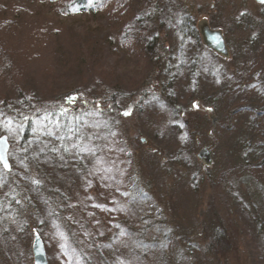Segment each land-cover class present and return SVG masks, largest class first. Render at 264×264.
<instances>
[{
	"label": "rangeland",
	"instance_id": "374dc122",
	"mask_svg": "<svg viewBox=\"0 0 264 264\" xmlns=\"http://www.w3.org/2000/svg\"><path fill=\"white\" fill-rule=\"evenodd\" d=\"M75 1L0 0V264H264V4ZM173 1L228 57L123 39Z\"/></svg>",
	"mask_w": 264,
	"mask_h": 264
},
{
	"label": "trees",
	"instance_id": "16d2710c",
	"mask_svg": "<svg viewBox=\"0 0 264 264\" xmlns=\"http://www.w3.org/2000/svg\"><path fill=\"white\" fill-rule=\"evenodd\" d=\"M100 1L103 2L104 0H94L95 4L92 3L91 6L93 8H91V9H94L95 7H99ZM111 1H113V0H111ZM75 3L82 5V6H85L89 3V0H76ZM173 7H175L176 9H174ZM166 11L169 12V14L167 13L168 14L167 20L172 25V19H173L174 25H172V27H174V29L176 28V31H178L180 33L182 39L185 42H186L187 38L194 37L196 40L197 46L199 47V51L201 53H202V51L204 52L207 48L204 44L201 43L200 33L195 26L194 19L191 17L190 13L185 12L186 9L184 7L178 5L177 2L173 1L172 6H166L164 10L162 8L156 7L154 4L152 7H150V9L149 8L146 9L145 7H143V8H141V11H139V12H141V15L139 16V18H136L139 20V22L136 23L137 25L133 26L132 28H130L127 31V36H124L123 39L125 41L130 40L129 44H131L132 40L133 41L135 40V43H137V42L139 43L142 40L143 42H146V45L148 42L150 44V46L147 49L150 50L149 51L150 55L153 56V58L157 57V60H158L157 63L159 64V66H158L159 69H160V61H161L162 57L160 56V54H158V52H156L157 48L153 42H154V40L158 34V33H156L157 32L156 29H159L158 23L161 26L163 24L165 26L169 25L166 22H164V20L161 19L163 13H166ZM170 12H171V14H170ZM158 17L160 18V21L158 23H156L154 20H157ZM151 21H153V23H150ZM151 24H152V26H151ZM153 24L155 27V30H154L155 33L154 34H152V31H151V30H153ZM149 26H150V28H149ZM152 46L155 49L154 51L152 50ZM165 65H166V67L164 69V72L168 75L171 72V70H169V66H168L167 62L165 63ZM171 77L172 76L169 75L168 78H171ZM186 80H187V82H189V78H187ZM65 163H66V165H67V163L77 165L78 161H77V159H74L73 157L70 159H69V157L68 158L66 157ZM190 264H194V263H190Z\"/></svg>",
	"mask_w": 264,
	"mask_h": 264
},
{
	"label": "water",
	"instance_id": "95a60500",
	"mask_svg": "<svg viewBox=\"0 0 264 264\" xmlns=\"http://www.w3.org/2000/svg\"><path fill=\"white\" fill-rule=\"evenodd\" d=\"M255 1L262 3L261 0H255ZM202 34L205 42L209 45V47H211L213 50L221 53L224 56L228 55V50L226 48L224 36L220 31L210 30L207 25H204V28L202 29ZM8 149H9V143L7 137L5 136L1 137L0 152H2L4 158L9 164ZM198 158L204 161L206 166H210L212 164L211 153L210 150L207 148H202L200 150V152L198 153ZM0 163L4 168L3 161H0ZM32 252H33L34 264H49L44 244L38 234H35V240H34Z\"/></svg>",
	"mask_w": 264,
	"mask_h": 264
},
{
	"label": "flooded vegetation",
	"instance_id": "af4514ba",
	"mask_svg": "<svg viewBox=\"0 0 264 264\" xmlns=\"http://www.w3.org/2000/svg\"><path fill=\"white\" fill-rule=\"evenodd\" d=\"M262 4H264V3H262ZM203 28H204V27H202V29H203ZM208 28H209L210 30L219 31V30H216V29H214V28H211V26H208ZM220 32H221V31H220ZM221 33H222V32H221ZM222 34H223V33H222ZM200 35H201V37H202V41H203L204 45H205L209 50H211V51H213V52H215V53H217V54L222 55L221 53H219V52L213 50L211 47H209V45L205 42V40H204V38H203L202 30L200 31ZM223 36H224V40H225V44H226V48H227V50H228V45H227V41H226L225 35L223 34ZM228 52H229V51H228ZM228 55H229V54H228ZM228 55H227V56L222 55V56H223V57H228ZM207 149H208V148H207ZM210 153H211V151H210Z\"/></svg>",
	"mask_w": 264,
	"mask_h": 264
},
{
	"label": "snow or ice",
	"instance_id": "6c2138e0",
	"mask_svg": "<svg viewBox=\"0 0 264 264\" xmlns=\"http://www.w3.org/2000/svg\"><path fill=\"white\" fill-rule=\"evenodd\" d=\"M261 2L264 3V0H261ZM69 99H71V98H69ZM128 114H130V113H127V112L125 113V115H128ZM5 142H6V141H5ZM0 161H3V163H4V168H5V169L10 170V165L8 164V162L6 161V159L4 158L2 152H0Z\"/></svg>",
	"mask_w": 264,
	"mask_h": 264
}]
</instances>
